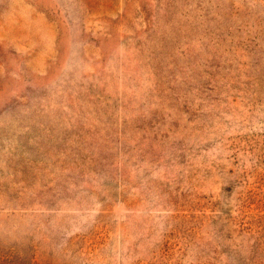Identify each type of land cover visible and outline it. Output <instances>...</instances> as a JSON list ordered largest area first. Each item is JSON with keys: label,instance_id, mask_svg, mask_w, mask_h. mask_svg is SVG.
<instances>
[{"label": "rangeland", "instance_id": "rangeland-1", "mask_svg": "<svg viewBox=\"0 0 264 264\" xmlns=\"http://www.w3.org/2000/svg\"><path fill=\"white\" fill-rule=\"evenodd\" d=\"M0 264H264V0H0Z\"/></svg>", "mask_w": 264, "mask_h": 264}]
</instances>
